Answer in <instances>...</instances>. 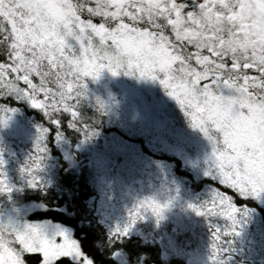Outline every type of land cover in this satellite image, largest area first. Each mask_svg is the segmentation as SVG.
Masks as SVG:
<instances>
[{
	"label": "snow or ice",
	"instance_id": "snow-or-ice-1",
	"mask_svg": "<svg viewBox=\"0 0 264 264\" xmlns=\"http://www.w3.org/2000/svg\"><path fill=\"white\" fill-rule=\"evenodd\" d=\"M192 3L195 11L186 10L180 0H0V50L7 58L0 62V99L24 100L41 110L57 137L63 127L60 116L67 113V127L87 138L93 133L86 124L78 127L77 111L85 98V78L95 80L104 69L148 80L162 74L160 85L191 126L206 136L209 129L219 133V148L210 138V171L220 185L241 198H254L264 193V0ZM241 38L245 46L238 59V49L230 45ZM56 74L62 76L59 86L50 82ZM235 93L249 98H241L238 111ZM49 131L38 129L37 155L26 169L30 186L36 183L33 173L40 168ZM232 200L218 191L203 210H193L223 217L234 229ZM145 208L161 217L162 207L144 200L131 213L128 227L117 230L120 237L143 218ZM219 239L213 235L214 242ZM60 258L93 264L64 230L48 235L40 224L0 225V264H55Z\"/></svg>",
	"mask_w": 264,
	"mask_h": 264
},
{
	"label": "trees",
	"instance_id": "trees-1",
	"mask_svg": "<svg viewBox=\"0 0 264 264\" xmlns=\"http://www.w3.org/2000/svg\"><path fill=\"white\" fill-rule=\"evenodd\" d=\"M180 2L194 11L192 0ZM6 59L0 50V62ZM111 76L114 80L83 81L78 127H90L93 134L87 138L67 127L71 119L67 113L60 116L63 127L57 137L41 110L24 100L0 99V109H8L0 112L5 119L0 124L5 139L0 154L14 157L7 162L13 167L7 173L18 187L7 199L6 191L0 192L1 210L19 209L15 215L23 225L65 229L93 264H264V196L241 198L212 174L210 138L219 148V133L209 129L206 136L190 126L160 85L162 75L146 81L123 72ZM122 81L135 86L132 96L123 97ZM132 105L142 109L136 114ZM42 127L50 129L43 141L46 151L40 154V168L33 173L36 183L30 186L26 169L37 155ZM24 131L25 140L12 138ZM16 142L24 153H13ZM218 191L233 198L234 229L223 217L197 215L193 210H203ZM146 199L167 205L161 217L144 213L120 237L117 230L128 227L133 208ZM113 204L126 217L121 225L115 221L118 216L105 209ZM225 231L233 234L225 236ZM214 234L218 241L214 242ZM55 264L78 261L60 258Z\"/></svg>",
	"mask_w": 264,
	"mask_h": 264
},
{
	"label": "rangeland",
	"instance_id": "rangeland-1",
	"mask_svg": "<svg viewBox=\"0 0 264 264\" xmlns=\"http://www.w3.org/2000/svg\"><path fill=\"white\" fill-rule=\"evenodd\" d=\"M196 10V8L194 9V11ZM69 43H73L71 40H69ZM162 75V74H161ZM109 79V80H114V77L111 76V74H109L106 70H103L101 71V73L99 74L98 78L99 80H103V79ZM87 79H90V78H87ZM144 78H139V80H143ZM145 81L148 80V79H144ZM123 82V87L120 88L121 91H123V97H130L132 96V92L135 91V86H132L130 85V83H128L126 85V82L122 81ZM130 85V86H129ZM127 92V94H126ZM135 93V92H134ZM229 94V93H228ZM227 94V95H228ZM165 98H167L169 100V97L168 95H164ZM170 100H173V99H170ZM175 101V100H174ZM158 103V102H156ZM160 105H163L162 103H160ZM135 107V108H133ZM139 107L138 105H132L130 106V108L133 110L134 113L137 114V111L139 110ZM142 109V107H140ZM153 108L150 107V111L152 110ZM147 111H148V108H147ZM156 111V110H155ZM158 113V112H157ZM1 131H0V135H1ZM21 135H22V138H21ZM4 135H1L0 136V144L5 141V139H3ZM27 137V134L26 132H19V134H14L12 136V138H15V139H18V140H25V138ZM17 152H22V149L20 148V146L18 145V142H16V145L14 146V150H13V153H17ZM10 160H14V157L12 155H9L7 157L5 156H2L0 154V178L4 179L5 181V184H6V188H7V191H6V194H5V199H7L9 197V193H12V192H15L18 190V187H17V184L14 182L15 179H13V177L11 178L9 176V174L7 173L8 170H11L13 167H8V161ZM6 176H4L5 174ZM105 187H108V185H106ZM114 192V191H113ZM261 195L264 196V193H262ZM100 200V203H102V205H104V201H101L102 200V196L99 198ZM100 206V205H99ZM101 207V206H100ZM118 208L117 205L113 204V205H107L105 207V209H108L109 210V213L110 214H113L115 216H118V217H115V221L119 223V225H121V222H124L126 217L122 216L120 212H117L116 209ZM19 212V209L15 212L13 209L11 208H8L5 206V208L3 210H1V207H0V225H5V226H15L17 228H22L24 225L21 224L18 220H17V217L18 215L16 216L15 214H17ZM121 217V218H120ZM148 219V218H147ZM42 226H44V230L46 232V234L48 235H51L53 234L57 229H61V230H64L66 233H68L65 229L63 228H60V227H55V226H49V225H46V224H40ZM69 234V233H68ZM170 249L173 248V245L171 244L169 246ZM225 255V253H224Z\"/></svg>",
	"mask_w": 264,
	"mask_h": 264
},
{
	"label": "clouds",
	"instance_id": "clouds-1",
	"mask_svg": "<svg viewBox=\"0 0 264 264\" xmlns=\"http://www.w3.org/2000/svg\"><path fill=\"white\" fill-rule=\"evenodd\" d=\"M244 41H245V38H241L240 39V41H233L232 42V44L230 45V46H232V47H236L237 49H238V51H237V58L238 59H243V52H242V48L245 46V43H244ZM105 70V69H104ZM103 71V70H102ZM50 82L52 83V84H54V85H57V86H59V85H61L62 84V76L61 75H59V74H56V75H53V76H51V78H50ZM235 98L237 99V104L236 105H234L233 107H234V110H239V103H240V100H241V98H243V99H249L248 97H246V96H244V94L243 93H235ZM177 103V102H176ZM185 115V114H184ZM185 117L189 120V118L185 115ZM190 121V120H189ZM190 126H191V123H190ZM192 127V126H191ZM210 127V126H209ZM193 128V127H192ZM146 200H151L152 202H154L152 199H146ZM154 203H156V202H154ZM156 204H158V203H156ZM159 205V204H158ZM161 206V205H160ZM162 207V212L164 211V208H163V206H161ZM136 209V207H134L133 208V210H132V212L134 211ZM151 213L152 214V212H151V210L150 209H147V208H145L144 209V213Z\"/></svg>",
	"mask_w": 264,
	"mask_h": 264
}]
</instances>
